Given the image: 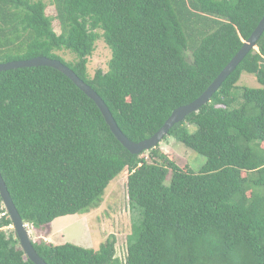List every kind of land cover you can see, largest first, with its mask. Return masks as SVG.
Masks as SVG:
<instances>
[{"label":"trees","instance_id":"trees-1","mask_svg":"<svg viewBox=\"0 0 264 264\" xmlns=\"http://www.w3.org/2000/svg\"><path fill=\"white\" fill-rule=\"evenodd\" d=\"M49 2L52 16L44 0H0V63L61 61L134 142L199 96L264 13V0ZM99 37L110 49L108 68L90 76ZM244 71L260 85L237 84ZM165 135L203 155L204 164L180 167L159 143L130 153L95 102L51 66L0 71V175L27 226L97 207L123 172L135 208L123 258L114 234L96 249L31 238L47 264H264V30L209 100ZM0 264H34L1 197Z\"/></svg>","mask_w":264,"mask_h":264},{"label":"rangeland","instance_id":"rangeland-1","mask_svg":"<svg viewBox=\"0 0 264 264\" xmlns=\"http://www.w3.org/2000/svg\"><path fill=\"white\" fill-rule=\"evenodd\" d=\"M46 1V13L54 14L53 5ZM52 27L59 31V25L54 19ZM65 60H72L74 55L69 51H58ZM110 49L102 37L96 39L94 49L87 61V72L90 76L97 69L103 71L108 68ZM239 85L258 87L260 84L251 73L242 72L237 81ZM160 149L172 158L180 167L187 166L197 171L205 162V157L176 141L172 136L165 135L159 141ZM135 208L129 207L125 193V173L116 175L107 184L97 207L84 213H74L54 218L50 223L39 228H28L31 238L43 235L44 239L52 243L70 242L82 247L96 249L99 243L109 234L116 237V256L123 258L125 251V236L130 232L135 218Z\"/></svg>","mask_w":264,"mask_h":264},{"label":"water","instance_id":"water-1","mask_svg":"<svg viewBox=\"0 0 264 264\" xmlns=\"http://www.w3.org/2000/svg\"><path fill=\"white\" fill-rule=\"evenodd\" d=\"M264 30V13L259 20L258 24L255 26L251 34L246 40H243V44L238 49V51L232 56V58L226 63V65L220 70L217 76L209 83V85L197 96L194 100L189 103L180 105L174 108L169 116L165 119L163 124L154 132L151 136L139 140L137 142L131 141L127 138L119 129L114 120L111 112L109 111L107 105L102 100V98L97 94V92L91 88L86 82L79 78L76 73L69 68L67 65L63 64L61 61L53 58H48L46 56H35L28 59L20 60H10L7 62L0 63V71L26 66H38L45 65L51 66L63 74H65L80 90H82L89 98H91L97 107L99 108L105 122L109 126L111 132L114 134L116 139L130 152L139 153L142 150H148L154 147L162 137L168 132L169 128L185 118V116L193 111L198 110V108L206 103L213 92L217 90L221 82L226 78V76L235 68L238 62L244 57V55L251 49L256 48V41ZM0 197L2 199L3 206L5 207L9 218L12 221V227L16 233V237L19 241V245L27 258L31 260L34 264H47L34 249L31 237L28 232L27 224L20 217L10 195L7 187L4 183L3 178L0 175Z\"/></svg>","mask_w":264,"mask_h":264}]
</instances>
